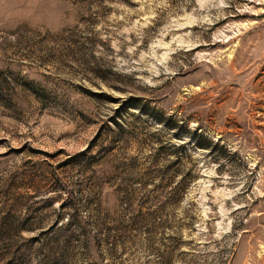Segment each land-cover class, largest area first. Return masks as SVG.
<instances>
[{
    "label": "rangeland",
    "instance_id": "obj_1",
    "mask_svg": "<svg viewBox=\"0 0 264 264\" xmlns=\"http://www.w3.org/2000/svg\"><path fill=\"white\" fill-rule=\"evenodd\" d=\"M0 264H264V0H0Z\"/></svg>",
    "mask_w": 264,
    "mask_h": 264
},
{
    "label": "trees",
    "instance_id": "obj_2",
    "mask_svg": "<svg viewBox=\"0 0 264 264\" xmlns=\"http://www.w3.org/2000/svg\"><path fill=\"white\" fill-rule=\"evenodd\" d=\"M108 1H113V0H108ZM113 120L114 121H112V122H113L114 126H117L118 129H121L123 131V128H121V125H120L121 124L120 120L117 117L113 118ZM108 125H110V124H108ZM121 130L117 131V137L118 136L122 137L123 132L121 133ZM93 146H88L85 150H83L81 153H79L78 156L84 157V159H87V157L90 158L88 156V154L93 149ZM165 149H166L165 146H162L159 149H157V152H156L157 156H160L164 152ZM153 174H154V171L148 172V176L153 175ZM175 176L176 175H173L171 178L166 180V182L161 185V188H162L161 190H163L164 187H170L171 188V190H170V194H171V198L170 199H171V201L172 202L175 201L176 203H180L183 200V198H184V196H185V194L187 192L189 182L193 178V176H192L191 173H189L187 178H185V179H183V180H181L179 182L174 180ZM154 178H155V176L154 177H148L147 181L144 183V187H145L146 191L148 190V186L149 185H151V184L154 185V186L156 185V182L154 181L155 180ZM149 191L150 190H148V192ZM152 196H153L154 199H158L159 198L158 194L154 195V194H152V192L150 194H145L144 198L147 199V198L152 197ZM142 207H139V208L136 207L135 203H133V202L130 203L128 205V207H127L128 211L132 215V221L135 224H137L139 221H141V218L143 216V210H142L143 208ZM101 224L103 225L102 222H101Z\"/></svg>",
    "mask_w": 264,
    "mask_h": 264
}]
</instances>
